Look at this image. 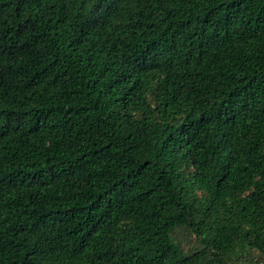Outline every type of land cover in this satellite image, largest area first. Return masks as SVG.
<instances>
[{"label":"trees","instance_id":"trees-1","mask_svg":"<svg viewBox=\"0 0 264 264\" xmlns=\"http://www.w3.org/2000/svg\"><path fill=\"white\" fill-rule=\"evenodd\" d=\"M0 264H264V0H0Z\"/></svg>","mask_w":264,"mask_h":264}]
</instances>
